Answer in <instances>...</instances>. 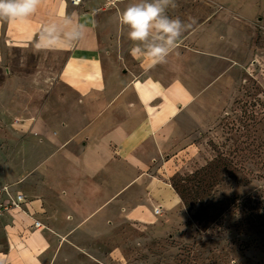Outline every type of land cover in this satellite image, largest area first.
I'll return each mask as SVG.
<instances>
[{
    "label": "rangeland",
    "instance_id": "1",
    "mask_svg": "<svg viewBox=\"0 0 264 264\" xmlns=\"http://www.w3.org/2000/svg\"><path fill=\"white\" fill-rule=\"evenodd\" d=\"M237 3L229 12L232 1H219V20L238 31L220 38L214 88L184 115L195 124L144 170L123 164L129 184L104 213L74 218L62 201L73 171L52 134L78 98L52 89L64 57L33 47L8 56L0 70V185L46 200L45 264H264V0ZM10 82L15 90L4 89ZM38 119L50 132L33 134ZM151 180L168 185L177 202L151 204ZM136 189L141 197L128 194Z\"/></svg>",
    "mask_w": 264,
    "mask_h": 264
},
{
    "label": "crops",
    "instance_id": "2",
    "mask_svg": "<svg viewBox=\"0 0 264 264\" xmlns=\"http://www.w3.org/2000/svg\"><path fill=\"white\" fill-rule=\"evenodd\" d=\"M219 1L175 0L167 14L189 27L167 63L151 68L149 61L132 57L128 29L119 24L121 11L136 0H84L77 7L70 0H42L27 21H0V70L14 49L34 48L45 23H66L79 37L73 44L39 51L47 57H64L52 89L65 88L78 97L69 107L65 124L55 125L57 133L52 134L73 171V189L62 201L74 218L86 217L96 209L104 213L108 201L109 206L116 204L124 185L129 184L123 164L144 170L165 151L179 129L188 131L195 124L198 118L184 115L190 114L197 96L214 88L211 80L218 69L215 56L220 38L238 31L219 20ZM231 1L229 12L238 5L237 0ZM221 27L225 29L220 31ZM41 70L36 72L40 77L46 75ZM7 88L16 89L11 82ZM33 124V134L49 131L40 119ZM80 136L85 138L78 151ZM136 190L128 194L141 197ZM11 192L23 194L26 202L21 211L5 213L0 222L7 238L5 252L0 248V264H45L49 238L42 219L47 213L46 200L40 196L29 199L20 187H11ZM148 198L151 204L159 201L163 206L177 202L168 185L153 180Z\"/></svg>",
    "mask_w": 264,
    "mask_h": 264
},
{
    "label": "clouds",
    "instance_id": "3",
    "mask_svg": "<svg viewBox=\"0 0 264 264\" xmlns=\"http://www.w3.org/2000/svg\"><path fill=\"white\" fill-rule=\"evenodd\" d=\"M42 0H0V21L9 24L27 21L38 10ZM175 0H136L119 15V24L126 27L133 42L130 54L137 60L149 61V67L167 63V58L179 47L187 25L179 17L167 14ZM79 37L66 23L51 21L42 25L35 37L37 51L55 50L60 45L73 44Z\"/></svg>",
    "mask_w": 264,
    "mask_h": 264
},
{
    "label": "built area",
    "instance_id": "4",
    "mask_svg": "<svg viewBox=\"0 0 264 264\" xmlns=\"http://www.w3.org/2000/svg\"><path fill=\"white\" fill-rule=\"evenodd\" d=\"M84 0H70L73 6H80ZM26 197L21 194H13L11 188L7 185L0 188V222L5 215L14 210H22ZM158 214V210L155 211ZM36 227H41L40 223H36Z\"/></svg>",
    "mask_w": 264,
    "mask_h": 264
},
{
    "label": "trees",
    "instance_id": "5",
    "mask_svg": "<svg viewBox=\"0 0 264 264\" xmlns=\"http://www.w3.org/2000/svg\"><path fill=\"white\" fill-rule=\"evenodd\" d=\"M193 217H194V218L196 217V213H195V215L193 214Z\"/></svg>",
    "mask_w": 264,
    "mask_h": 264
}]
</instances>
